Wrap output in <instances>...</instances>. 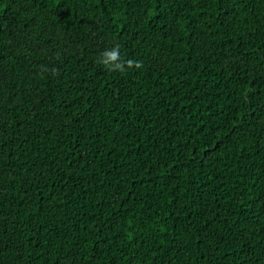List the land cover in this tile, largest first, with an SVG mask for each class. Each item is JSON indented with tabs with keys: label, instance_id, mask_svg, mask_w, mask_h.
<instances>
[{
	"label": "trees",
	"instance_id": "1",
	"mask_svg": "<svg viewBox=\"0 0 264 264\" xmlns=\"http://www.w3.org/2000/svg\"><path fill=\"white\" fill-rule=\"evenodd\" d=\"M0 264H264V0H0Z\"/></svg>",
	"mask_w": 264,
	"mask_h": 264
},
{
	"label": "clouds",
	"instance_id": "2",
	"mask_svg": "<svg viewBox=\"0 0 264 264\" xmlns=\"http://www.w3.org/2000/svg\"><path fill=\"white\" fill-rule=\"evenodd\" d=\"M101 63L109 70H121L123 68V63H117L120 61V53L119 48L113 47L110 50L105 51L102 54ZM128 66L133 65V61H127ZM136 67H139V64L136 65Z\"/></svg>",
	"mask_w": 264,
	"mask_h": 264
}]
</instances>
